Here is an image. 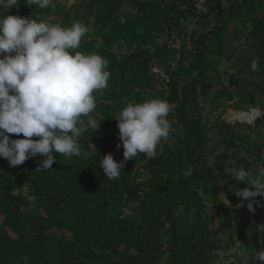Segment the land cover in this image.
Wrapping results in <instances>:
<instances>
[{
  "label": "trees",
  "instance_id": "1",
  "mask_svg": "<svg viewBox=\"0 0 264 264\" xmlns=\"http://www.w3.org/2000/svg\"><path fill=\"white\" fill-rule=\"evenodd\" d=\"M263 4L213 0L189 42L193 0H52L46 9L19 0L7 15L84 23L75 51L106 58L111 76L97 94L101 126L80 139L88 159L53 153L52 170L36 171L45 157L16 167L0 158V264H240L241 253L261 264L254 256L264 250V207L253 214L248 201L240 206L234 193L247 185L233 170L264 166ZM239 26L250 28V42ZM154 98L172 105L175 131L155 158L140 154L107 179L100 159H124L119 111ZM248 108L263 113L254 127L225 121Z\"/></svg>",
  "mask_w": 264,
  "mask_h": 264
},
{
  "label": "clouds",
  "instance_id": "2",
  "mask_svg": "<svg viewBox=\"0 0 264 264\" xmlns=\"http://www.w3.org/2000/svg\"><path fill=\"white\" fill-rule=\"evenodd\" d=\"M51 3L27 0V6L40 9ZM18 5L19 0H0V158L16 167L45 157L36 171L52 170L57 162L53 153L88 159L92 153L82 149L80 139L89 129L97 132L101 126L93 114L97 94L102 95L108 87L109 61L95 52L75 51L88 32L84 23L62 26L48 19L7 15ZM250 66L257 71L258 59ZM250 109L255 108L246 110ZM171 111L172 105L160 98L128 103L119 111L115 120L121 143L117 149H124V159L117 162L111 153L100 159L99 167L107 179L119 178L125 163L140 154L157 156L162 141L175 131L168 119ZM13 134L22 138L13 139ZM233 171L236 180L247 185L242 190L236 188L234 194L242 201L240 206L248 201L247 208L254 214L256 207H264L257 200L264 197V166ZM192 173L189 166L183 175L188 178ZM254 258L264 264V250ZM240 264L251 261L241 253Z\"/></svg>",
  "mask_w": 264,
  "mask_h": 264
},
{
  "label": "built area",
  "instance_id": "3",
  "mask_svg": "<svg viewBox=\"0 0 264 264\" xmlns=\"http://www.w3.org/2000/svg\"><path fill=\"white\" fill-rule=\"evenodd\" d=\"M196 18L185 27L184 36L190 42V36L199 27V22L209 13V5L213 0H193ZM180 40H177V48H179ZM157 71V70H156ZM262 118V112L257 109L237 111L227 115L225 121L228 124H241L247 126H254L255 123Z\"/></svg>",
  "mask_w": 264,
  "mask_h": 264
},
{
  "label": "rangeland",
  "instance_id": "4",
  "mask_svg": "<svg viewBox=\"0 0 264 264\" xmlns=\"http://www.w3.org/2000/svg\"><path fill=\"white\" fill-rule=\"evenodd\" d=\"M75 0H59V2L61 3V4H67V5H69V6H71L72 4H73V2H74ZM238 29L240 30V31H244V29L241 27V26H239L238 27ZM247 36V35H246ZM217 88H219V86H217ZM217 88H213L214 90L215 89H217ZM253 103H255L254 101H253ZM230 105V104H229ZM255 107H258L257 105L255 106ZM255 109H257V108H255ZM235 111L234 110H232V111H228L225 115H224V119H226V117H227V115H229V114H232V113H234ZM263 134H264V132H263ZM234 217H236V216H234ZM13 236V235H12ZM238 246H239V244H238ZM238 246H236L232 251H230L229 252V255H232V254H234V253H238ZM233 256V255H232ZM233 261H235V259H234V257H231L228 261H227V263H231V262H233Z\"/></svg>",
  "mask_w": 264,
  "mask_h": 264
},
{
  "label": "crops",
  "instance_id": "5",
  "mask_svg": "<svg viewBox=\"0 0 264 264\" xmlns=\"http://www.w3.org/2000/svg\"><path fill=\"white\" fill-rule=\"evenodd\" d=\"M238 1H239V3L243 2V0H238ZM232 4H236V3L233 2ZM223 5H224V7L226 8L228 4L225 3V4H223ZM262 14H264V4H263V8H262ZM234 25H235L234 22H233L232 24L229 25V32L231 31V33H232V34H231V37H234V35H233L234 32H233V29H232V28L234 27ZM249 29H250V28H247V29L244 30L243 36H244V35H245V36L247 35V37L244 38L243 41L250 39L251 36H249ZM250 41H251V39H250L248 42H250ZM244 49H246V48L244 47ZM239 51H241V48H238V52H239Z\"/></svg>",
  "mask_w": 264,
  "mask_h": 264
},
{
  "label": "water",
  "instance_id": "6",
  "mask_svg": "<svg viewBox=\"0 0 264 264\" xmlns=\"http://www.w3.org/2000/svg\"><path fill=\"white\" fill-rule=\"evenodd\" d=\"M252 102H253V100H252Z\"/></svg>",
  "mask_w": 264,
  "mask_h": 264
}]
</instances>
